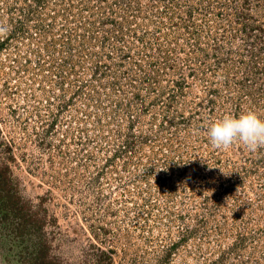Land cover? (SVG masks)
<instances>
[{"label": "rangeland", "instance_id": "1", "mask_svg": "<svg viewBox=\"0 0 264 264\" xmlns=\"http://www.w3.org/2000/svg\"><path fill=\"white\" fill-rule=\"evenodd\" d=\"M0 27V264H264V147L208 139L264 118V0H0Z\"/></svg>", "mask_w": 264, "mask_h": 264}, {"label": "clouds", "instance_id": "2", "mask_svg": "<svg viewBox=\"0 0 264 264\" xmlns=\"http://www.w3.org/2000/svg\"><path fill=\"white\" fill-rule=\"evenodd\" d=\"M5 33L6 29L0 27V36ZM208 139L213 147L220 150H228L239 143L246 150L255 152L264 147V118L251 110L238 117L226 115L210 125Z\"/></svg>", "mask_w": 264, "mask_h": 264}]
</instances>
